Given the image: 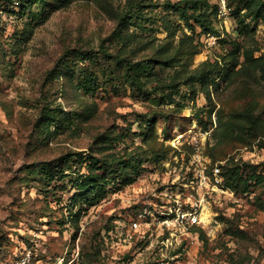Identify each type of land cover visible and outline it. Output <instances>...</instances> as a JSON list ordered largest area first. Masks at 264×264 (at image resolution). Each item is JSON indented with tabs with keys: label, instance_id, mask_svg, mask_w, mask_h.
Returning a JSON list of instances; mask_svg holds the SVG:
<instances>
[{
	"label": "rangeland",
	"instance_id": "374dc122",
	"mask_svg": "<svg viewBox=\"0 0 264 264\" xmlns=\"http://www.w3.org/2000/svg\"><path fill=\"white\" fill-rule=\"evenodd\" d=\"M178 1L0 0V264L27 251L33 264H264V181L243 182L264 177V0H227V18L208 0L215 35L168 10ZM135 63L151 69L139 87L127 78ZM85 78L94 91L78 100ZM93 104L77 130L49 134V110L62 119ZM109 135L121 140L101 155ZM92 152L142 170L110 174L99 200L80 190ZM70 154L64 176L48 170ZM197 155L239 164L242 181L207 198L204 237L162 251L160 234L130 222Z\"/></svg>",
	"mask_w": 264,
	"mask_h": 264
},
{
	"label": "trees",
	"instance_id": "16d2710c",
	"mask_svg": "<svg viewBox=\"0 0 264 264\" xmlns=\"http://www.w3.org/2000/svg\"><path fill=\"white\" fill-rule=\"evenodd\" d=\"M24 1V0H22ZM42 2V1H40ZM228 5L232 7L231 3L228 1ZM214 9L216 7H212L208 0H180L176 3H170L168 5V10L174 11L177 13L182 20L190 23L193 21L197 27H199L204 34L215 35L217 34V29L214 26V22L212 17L217 14V12L212 13L210 9ZM251 10V7L250 9ZM127 16V14H126ZM126 18V17H125ZM243 23V21H241ZM127 67V78L129 79L130 84L133 87L142 86V78L145 76H151V69L145 65L144 63H135L128 64ZM68 79H72L69 75H67ZM95 82L92 78H85L84 81H79L78 85L72 87V93H77V99L81 100L82 92L89 94V92L94 91ZM63 112V111H62ZM96 112V104L93 106L87 107V109L83 113H68L62 116V119H59L57 115H54L51 110H49L44 115V124L49 129L50 135H57L61 130L69 129L72 130L75 127V130L79 128V122L83 120L84 117L89 120L94 113ZM63 114V113H62ZM56 124L54 132L50 131L51 126ZM109 136H102L100 139L99 145V153L103 155L106 152H110L114 149V142L120 141L114 139ZM104 138V139H102ZM102 139V140H101ZM97 140V141H98ZM78 154H70L66 158H64L62 164L55 165L53 169H50V172H55V175L61 174L64 176L66 171L72 170V167L68 166V162L71 158L75 157ZM109 158V159H108ZM90 163L87 165V173L80 176V190L87 194H100L99 200H101L106 193V184L110 182L108 177L110 174H116L120 171H126L128 169H132V175H139V171L142 170L143 162L136 157L131 156L129 160L124 161V159H120L114 155H108L107 157H98L92 152L91 155L87 158ZM221 175L224 178V186L228 189H237L236 185L242 181V177L240 175L241 168L239 164L232 165L231 168L221 166ZM223 168V170H222ZM53 170V171H52ZM135 179H128L126 184H132ZM264 181V177L262 174H258L254 170V174L252 177L247 178L244 182L245 185H249L250 183H259ZM137 208V207H136ZM140 209H136V214ZM135 216V215H134ZM133 216V217H134ZM199 233L203 236V232L201 229L195 228L193 233ZM158 259V258H157ZM156 259V260H157ZM155 264V262L153 263Z\"/></svg>",
	"mask_w": 264,
	"mask_h": 264
},
{
	"label": "built area",
	"instance_id": "2783aa9c",
	"mask_svg": "<svg viewBox=\"0 0 264 264\" xmlns=\"http://www.w3.org/2000/svg\"><path fill=\"white\" fill-rule=\"evenodd\" d=\"M219 7V15L227 18L232 11L227 0H219ZM190 163L181 167V173L185 168L188 172L184 176L179 174L177 181L180 177L182 181L174 184L170 193L160 192L154 200L145 201L144 208L130 222L132 231L142 237L160 234V241L156 244L162 251L179 245L182 242L180 238L185 234H191L195 228L202 227L209 203L207 198L227 190L218 165L211 167L212 164L199 155ZM175 261L176 258L162 254L155 264H174ZM6 264H33V254L27 251Z\"/></svg>",
	"mask_w": 264,
	"mask_h": 264
},
{
	"label": "bare ground",
	"instance_id": "6f19581e",
	"mask_svg": "<svg viewBox=\"0 0 264 264\" xmlns=\"http://www.w3.org/2000/svg\"><path fill=\"white\" fill-rule=\"evenodd\" d=\"M206 220V219H205Z\"/></svg>",
	"mask_w": 264,
	"mask_h": 264
}]
</instances>
